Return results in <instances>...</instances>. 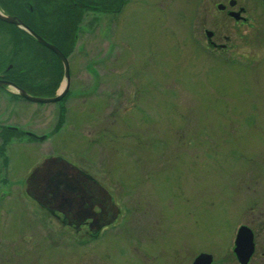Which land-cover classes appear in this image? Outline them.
<instances>
[{"label":"rangeland","instance_id":"obj_1","mask_svg":"<svg viewBox=\"0 0 264 264\" xmlns=\"http://www.w3.org/2000/svg\"><path fill=\"white\" fill-rule=\"evenodd\" d=\"M122 1L116 15L80 16L65 100L16 105L50 133L14 152L23 158L10 177L18 187L0 199V264H193L203 252L243 264L244 226L256 242L247 264H264V0H235L245 23L217 7L229 0ZM216 30L229 37L225 52L207 46ZM46 156L106 188L117 215L108 228H70L27 196Z\"/></svg>","mask_w":264,"mask_h":264},{"label":"flooded vegetation","instance_id":"obj_2","mask_svg":"<svg viewBox=\"0 0 264 264\" xmlns=\"http://www.w3.org/2000/svg\"><path fill=\"white\" fill-rule=\"evenodd\" d=\"M51 1L52 0H50V2ZM66 1L71 2V0H66ZM37 2H38V4H41L43 2V0H37ZM122 4H123V2L120 4H117L116 6H115V4L107 5L106 8L101 10L100 12L104 13V14L107 13L109 15H116V13H120V11L122 9ZM8 5H9V3H6L5 0H0V12L5 16L11 15V16L21 18V20L25 24L28 25V22L30 20H29V17H27V15L30 13V16L33 17L32 20H33L34 24L35 23L42 24V22H44V20L39 19L38 16L33 15L34 10H35V6H33V5H31V8L29 9V11H27L28 14L24 13L21 9H18L19 10L18 14L8 12V10H9V9H7V8H9ZM53 5L56 9V13L61 12V10H63V8H65V6H70V4H67L66 2H63V4H60L57 1ZM220 5H222L223 8L219 7ZM228 5L230 8L227 6V4H225L223 2V3H218L217 7L220 9L221 12H224L228 16V18H230V19L237 18V17H235V15L239 12L240 16H238V17H241V18H239L240 20H238V22L245 23L247 21L248 18L244 17V14L247 12V8L245 6L244 7H242V6L238 7L237 6L238 2L235 0H229ZM118 6L120 8L117 9ZM71 8H72V10H71L72 13L74 14V17L72 19L73 21L79 19L80 16L82 14H85L87 11H93L91 3H89V2L82 3V1L78 2L75 0H73V6ZM23 15L27 19L22 17ZM80 22H81V20H80ZM13 26L18 27L17 25H15L13 23H8V22H6L0 18V45H2V46H0V62H1L2 57L4 59H11V58H14L16 56L15 42H19V41H21V39L30 40V38H28L24 34H22L21 37L20 36L16 37L13 34V31H14V29L12 28ZM20 29H23V28H20ZM23 30H25V29H23ZM77 35H78V33L75 32L74 36H77ZM224 39L229 40V37L226 34V32H222L220 30L213 31L212 38L207 39L208 40L207 46H208L209 50L212 51L213 53L216 51L225 52L226 49H224V48L227 47V44L222 43ZM28 46H29V44H28ZM18 70H20L22 72L24 71L23 73H25V71H26L28 73V75L34 76L33 72L30 71L29 67L18 68ZM14 71H16V68L14 67L13 62L9 63V65L6 68L1 67L0 68V80L1 81L4 80V81L10 82V83H15L17 86H19L12 79ZM37 82H41V80H39ZM20 88L23 89L22 87H20ZM23 90L27 91L25 88ZM27 92L31 96L41 97V96H38V94L34 95V94L30 93L29 91H27ZM7 100H9L11 103ZM24 101L25 102H32V101L26 99L25 97L23 98L21 96L20 92H18V90L14 86H12L11 84H2V86L0 85V190H2V191H0V199L1 200H5V198L9 195V192L3 191V189L12 188L15 186L18 187V185L15 183V181H13L10 177H11V175H13L12 174L13 170L16 169V167H15L16 162L22 163L21 160L23 157H16L15 158L14 152H16V150H19L20 144H23L25 142L26 137H27L28 141H30L32 144H37V142H44V141H41L42 138L44 137V135L47 136V134L50 133V132L46 133L47 130H44L43 128H41L42 126L40 124V121H37V120L34 121L30 116H27V114H24L23 116L21 115V117L18 118L17 112L22 111V108L17 109L16 105L20 106V104L23 103ZM33 103H35V102H33ZM36 103H40V102H36ZM116 110L117 109H115L114 111L111 112V116H114V114L117 113ZM61 115L65 116L66 113L61 112L58 115L52 132H56L57 130L61 129V124L63 123V122H60ZM115 120L116 119H114L113 121H115ZM28 122H33L34 125L29 126ZM113 124H115V122H113ZM39 125L41 127H39ZM106 125H108V124H100V125H98V127L100 128V127H104ZM58 127H60V129H58ZM102 131H103V132H101L102 135H105L106 132L108 131L107 127H105ZM41 132H44V134H39ZM93 132H95V133H93ZM89 133H90L89 134L90 136L94 135V136H97V138L99 136L98 130L97 131L96 130H90ZM100 137L101 136H99V138ZM90 141H93V139H90ZM48 158H49V156L48 157L46 156L42 162L39 161L37 164V167L34 169H37L38 167H40L39 165L41 163H42L41 165H43V163L45 164V162L48 160ZM69 163L71 165L70 169L74 175L71 177L72 182L76 181L74 183V185L77 187V189L78 188L81 189L80 195H78L79 201L77 200L76 203L79 206H81V209L85 208L88 211H87V213H85L84 211L81 212L78 209L76 213H72V214L64 213L63 211L62 212L56 211L54 214H57V218H59V220L61 222H63L64 224H66L68 227H70V228L74 227L76 229L79 228V230L87 228V229L91 230V232L95 236V235H97V232H98V226H100V224H102V223H105V221L106 222L110 221V218H112L113 214L111 212V208H110V206L107 205V202H108V204H109V202L111 203V199H112L111 194H109V192L106 190V188L104 186L102 187V184L94 181L93 179L91 180V178L87 177L91 182H93L92 185H89L87 180L85 179V176L83 175L84 173L82 174V172L80 171V168H78V166L75 163H72V162H69ZM80 174L84 176V177L81 176V178L85 182L79 177L77 179L76 176L80 175ZM80 179L82 180V182ZM25 182H26L25 188H26L27 196L29 197V192H32L35 196H37V191L39 188L37 189L35 186L36 180L33 182H30L29 177L27 176V178L25 179ZM23 185L24 184L22 181L21 186H23ZM108 227H109V225L105 226V228H108Z\"/></svg>","mask_w":264,"mask_h":264},{"label":"trees","instance_id":"obj_3","mask_svg":"<svg viewBox=\"0 0 264 264\" xmlns=\"http://www.w3.org/2000/svg\"><path fill=\"white\" fill-rule=\"evenodd\" d=\"M58 2V0H56ZM70 4V6H65L61 12L56 13V9L53 5V0H43L41 4H38L37 0H5L6 3H9L8 12H12L14 14H18L19 10L21 9L24 13L28 14L27 11L31 8V5L35 6L34 14L39 17V19L44 20L42 24L33 23L32 16L30 13L27 15L29 17L28 25L32 27L39 35L45 37L49 42L53 45L55 44L59 47L64 54L67 56L69 55V47L74 44L75 41V32L77 30L78 25L81 18L78 20H72L74 14L72 13V6L73 0L71 2L66 0H61ZM75 1H82V3L89 2L91 3L92 8L95 10H103L106 8L107 5L110 4H120L123 2L122 0H75ZM26 18L24 15L22 16ZM27 19V18H26ZM14 29L13 34L17 36H22L24 34L30 40L21 39L19 42H15V50L16 56L12 58V62L14 63V67L16 71L13 72L12 79L23 89L25 88L32 94H37L38 91H41L44 95L47 96H54L57 92L58 87L61 84L62 77H63V64L60 58L56 55L55 52H52L49 48L45 47L44 45H40L38 41L31 35H29L25 30L20 29L16 26L12 27ZM28 44L32 47H28ZM30 51L26 53V49ZM32 50V52H31ZM33 58V59H29ZM50 59L49 68L52 71H49L48 65L45 67V64H48ZM8 61L3 60V57L0 62V68H6L9 64ZM34 64L35 67L38 66L40 69H37L38 72L33 73L36 76L39 74H43V77L46 73L50 74L49 79L41 80L42 82H37L40 79L32 78L33 76L28 75L25 71L18 70V68L29 67L30 64ZM56 67V68H55ZM56 69V70H55ZM36 70V71H37ZM55 70V74L52 76ZM32 71V70H31ZM52 80V81H51ZM63 112V111H62ZM64 113V112H63ZM65 119L64 115H61L60 122H63Z\"/></svg>","mask_w":264,"mask_h":264},{"label":"water","instance_id":"obj_4","mask_svg":"<svg viewBox=\"0 0 264 264\" xmlns=\"http://www.w3.org/2000/svg\"><path fill=\"white\" fill-rule=\"evenodd\" d=\"M219 7L223 8L222 5H220ZM238 16H240L239 12L235 15V17H237L238 19L241 18ZM0 18L8 23H13L20 28H24L34 38H36L41 45H44L55 52L57 56L62 60L63 66L65 68L66 79L65 85H63L59 89V92L55 97L45 98L31 96L27 91L21 89L15 83L0 80V85L2 86V84H11L18 90V92H20L23 98L25 97L32 102L55 104L56 102L62 101V99H64L67 93L70 91L71 85V68L69 58L62 52L59 47L48 42L44 37H41L34 29H32V27H28L18 17L11 15L5 16L0 12ZM70 167L71 165L61 157L49 158L45 162V164L43 163V165H40V167H38L30 176L29 181L33 182L36 180L35 186L37 189L39 188L37 191V196H35L32 192H30V195L35 198L37 202L43 207L53 212L63 211L64 213L72 214L76 213L79 209V211H84L85 213H87L88 210H86L85 208L81 209V206L76 203L77 200L79 201L78 195H80L81 189H77V187L74 185L76 181L72 182V178H70ZM88 184L92 185L93 182L89 181ZM114 216L116 217L117 215ZM114 216H112V218ZM108 223L110 222L105 221V223L100 224V226H98V232H100ZM236 241L237 245L235 247V251H237L238 258L241 262H243V264H247L248 260L255 253L256 242L254 240L253 231L250 230L247 226L241 227L239 229V233L237 234ZM213 260L214 255H212L211 253L203 252L196 257L193 264H212Z\"/></svg>","mask_w":264,"mask_h":264}]
</instances>
